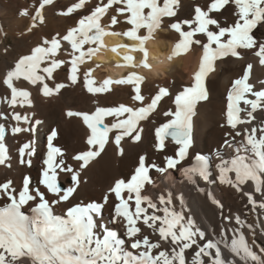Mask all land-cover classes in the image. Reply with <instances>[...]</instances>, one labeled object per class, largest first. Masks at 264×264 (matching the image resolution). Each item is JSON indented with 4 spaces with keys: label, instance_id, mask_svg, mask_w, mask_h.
<instances>
[{
    "label": "snow or ice",
    "instance_id": "snow-or-ice-1",
    "mask_svg": "<svg viewBox=\"0 0 264 264\" xmlns=\"http://www.w3.org/2000/svg\"><path fill=\"white\" fill-rule=\"evenodd\" d=\"M54 2L37 0L31 12L21 11L22 16L31 15L29 32L45 23L44 10ZM179 4L180 0H97L89 9L88 0H73L59 15L70 16L84 9L87 14L63 34L43 37L0 78L6 89L0 104L7 105L0 109V165L9 168L6 136L32 135L18 148L19 164L30 168L36 152L35 134L42 124L35 113L16 109L32 106L31 88L44 97L65 88V83L55 81L58 70L67 68V80L72 85L82 82L94 96L110 93L114 85L131 88V103L104 106L94 101L97 106L91 112L67 113L81 117L90 130L87 150L72 157L78 168L66 163L63 150L53 143L58 136L53 128L47 137L40 179L33 182L30 175H24L19 186L13 179L0 182V264H264V246L257 243V228L264 237V219L248 223L239 215H225L223 204L207 189L217 181L227 185L246 199L250 212L258 218L264 216V121L254 124V114L264 112V79L253 82L251 62L231 81L226 94L221 126L232 132L225 133L221 147L231 149L232 154L224 158L217 149L214 160L197 152L195 163L183 168L184 180L193 185L203 181L205 187L198 190L220 209L225 223L219 238H215V230L210 237L186 215L182 193L174 196L167 190L155 199L148 194L149 187H155L153 171L170 178V170L189 157L193 116L198 103L209 99L206 79L217 64L226 58L244 60V53L251 52L264 66V40L254 31L264 27V0H205L203 5H194L192 18L183 20L176 19ZM231 6L234 20L222 22L223 11ZM172 33L176 39L165 57L169 64L195 49L201 52L190 85L175 94V109L165 111L163 115L169 119L154 129V150L165 152L170 140L176 146L174 153L165 155L161 163L140 155L133 171L115 179L100 200L71 203L82 170L109 142L120 155L126 138L141 142L143 123L152 119L161 101L170 95L169 86H157L154 94L146 97L142 85L148 78L141 70L159 74L157 64L164 60L153 63L148 45L158 36L167 39ZM107 37L123 39L109 45ZM104 51L119 57L111 61L114 67L127 69L119 78L95 77V71L103 66L95 58ZM12 121L15 123L10 124ZM244 125L249 127H239ZM61 174L69 177L70 183L62 184ZM110 197L112 210L106 220L104 210ZM60 205L68 206L57 214L55 208Z\"/></svg>",
    "mask_w": 264,
    "mask_h": 264
},
{
    "label": "bare ground",
    "instance_id": "bare-ground-1",
    "mask_svg": "<svg viewBox=\"0 0 264 264\" xmlns=\"http://www.w3.org/2000/svg\"><path fill=\"white\" fill-rule=\"evenodd\" d=\"M72 2L73 0H55L52 6H46L44 10L45 23L29 32L31 15L22 16L20 13L24 9H28L31 12L37 6V0H0V26L3 28V31L0 32V78L3 77L19 56L28 54L31 48L39 43L43 37H50L57 32L63 34L69 27L74 26L82 15L87 14L88 9H84L70 16L59 15ZM96 2L97 0H88V8L90 9ZM204 3L205 0H180V4L176 9V19L192 18L194 5H203ZM234 18V6L223 11L222 22L226 20L231 23ZM254 31L258 39L264 40V27L258 26ZM9 38L13 41V45L10 44ZM122 39L119 37H107L106 42L112 45ZM175 39V33L170 34V38L167 39L163 36H158L156 41H150L148 45L150 54L162 55L164 63L157 64L159 74L141 70L148 78L147 82L142 85L143 93L147 97L150 94H154L157 86H169L170 95L161 101L152 119L143 123L144 133L142 141L132 142L126 138L121 143L124 149L123 155L118 154L114 143L109 142L105 150L93 159L87 168L82 170L81 184L71 203L100 200L109 187L112 186L115 179L126 177L133 171L140 155L147 154L152 160L161 163L165 155L174 153L176 146L170 140L167 142L168 147L165 152H156L154 150V129L169 119L163 113L168 109H175V94L182 90L184 86L190 85L192 74L198 68L201 55L200 49H195L169 64L165 57L169 54ZM4 49L8 51L5 52ZM99 56L106 58V61L97 60ZM99 56L95 58L96 62L102 63L103 66L94 73L98 80L105 78V76L119 78L127 71L125 68L113 66L111 61H116L119 57L111 51H104ZM244 56V60L226 58L223 62L218 63L216 71L209 75L206 84L209 99L198 103L196 114L193 116V147L190 149L189 157L181 162L179 172L174 171L168 174L170 178H165L164 174H158L153 171L155 187H149L148 189V194L153 196L154 199L160 192L167 190H171L174 196L182 193L185 199L184 211L186 215L191 216L198 225L208 232L210 237L213 235V230H215L217 234L215 238H219L218 233L225 223L222 219L221 211L207 199L204 193L198 190L205 187L203 181H199L198 185H193L184 180L183 168L191 166L194 155L199 151H203L214 160L216 159L215 152L217 149L221 150L224 158H228L232 154L231 149L221 147L225 139V133L232 132L231 128L221 126L225 122L226 94L230 88L231 81L242 73L246 62L253 64V82L264 79V66L259 64L258 59L251 52H245ZM152 62L156 63L157 61L152 60ZM55 81L63 82L67 86L50 97H44L36 88H31L32 106L17 107V111L28 114L35 113V118L42 121L35 134L36 153L31 157L32 166L30 168L20 165L18 148L24 142L31 140L32 135L28 132L15 136L9 133L6 136L5 143L9 150L8 154L11 157L9 161L11 167L0 165V182L5 179H13L16 185L19 186L24 175H30L33 182H37L40 179L44 154L47 152V137L53 128L58 132V136L53 143L63 150V158L66 163L78 168V162L73 160L72 157L81 151L87 150L86 139L90 134V130L83 123L81 117L68 116L67 113L69 111L91 112L97 106L94 101L104 106L131 103L130 86L114 85L110 93L94 96L86 91L82 82L72 85L67 80V68L58 70L55 73ZM21 83L23 84L24 82ZM5 92V86L0 84V96H3ZM5 108H7V105L0 104V109ZM241 115L243 116L244 114L242 113ZM254 115L256 116L254 124L258 125L264 121V112L258 111ZM110 119H106V122H109ZM11 123L15 122L12 121ZM22 126L27 127L28 125L22 124ZM239 127H249V125ZM237 139L239 140L240 138ZM60 180L64 185L70 183V178L64 174H61ZM250 187L251 185H249ZM207 189L211 190L223 204L225 215H239L241 219H246L248 223H259L260 219H264V216L258 218L256 213L250 212L249 207L245 206L247 204L246 199L242 198L240 193L229 186L222 185L217 181L215 184L207 185ZM112 199L110 197L109 204L104 210L106 220L111 214ZM2 203L3 201H0V204ZM67 206H57L55 212L61 214ZM25 211L27 212L28 209L26 208ZM115 227L119 228L118 225ZM145 231L147 232V229ZM259 233L260 229L257 228V243L264 246V237H261ZM246 235H249V243H251L250 234L246 233Z\"/></svg>",
    "mask_w": 264,
    "mask_h": 264
},
{
    "label": "rangeland",
    "instance_id": "rangeland-1",
    "mask_svg": "<svg viewBox=\"0 0 264 264\" xmlns=\"http://www.w3.org/2000/svg\"><path fill=\"white\" fill-rule=\"evenodd\" d=\"M9 42H10V44H12L13 45V41L9 38Z\"/></svg>",
    "mask_w": 264,
    "mask_h": 264
}]
</instances>
